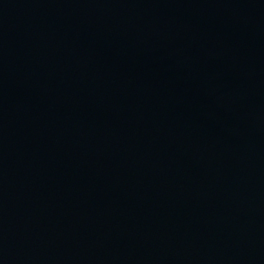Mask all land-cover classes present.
Here are the masks:
<instances>
[{
	"label": "water",
	"instance_id": "obj_1",
	"mask_svg": "<svg viewBox=\"0 0 264 264\" xmlns=\"http://www.w3.org/2000/svg\"><path fill=\"white\" fill-rule=\"evenodd\" d=\"M0 264H264V0H0Z\"/></svg>",
	"mask_w": 264,
	"mask_h": 264
}]
</instances>
